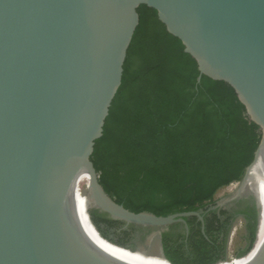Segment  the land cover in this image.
<instances>
[{
    "label": "water",
    "instance_id": "1",
    "mask_svg": "<svg viewBox=\"0 0 264 264\" xmlns=\"http://www.w3.org/2000/svg\"><path fill=\"white\" fill-rule=\"evenodd\" d=\"M141 3L196 59L197 84L204 74L229 83L260 127L254 159L235 181L252 169L248 190L228 200L215 193L213 202L256 207L247 264H264V161L252 166L264 147V0H0V264H171L163 233L181 224L188 234L190 216L203 221L200 211L126 208L91 159ZM93 211L132 238H105Z\"/></svg>",
    "mask_w": 264,
    "mask_h": 264
},
{
    "label": "trees",
    "instance_id": "2",
    "mask_svg": "<svg viewBox=\"0 0 264 264\" xmlns=\"http://www.w3.org/2000/svg\"><path fill=\"white\" fill-rule=\"evenodd\" d=\"M137 11L140 21L122 84L91 159L105 190L134 212L199 211L214 203L220 188L243 179L261 130L229 83L204 74L197 84L196 59L167 30L156 8L141 3ZM236 212H256V207ZM93 219L112 242V234L132 238L127 230L118 231L120 221L97 211ZM207 229H191L187 241L185 234L164 232L171 264L225 262L229 231L221 240ZM249 230L250 245L239 251L237 262L252 248L256 226Z\"/></svg>",
    "mask_w": 264,
    "mask_h": 264
},
{
    "label": "flooded vegetation",
    "instance_id": "3",
    "mask_svg": "<svg viewBox=\"0 0 264 264\" xmlns=\"http://www.w3.org/2000/svg\"><path fill=\"white\" fill-rule=\"evenodd\" d=\"M215 210L216 212H210ZM200 214L203 216V221L199 219L197 216H190L187 217V222L189 225V232L187 234L184 231V228L181 224H176L171 226L169 230L165 232H175L185 234L187 241V237L192 233L191 229H198L201 232L205 233L207 227L213 229V233L219 235V238L222 240L225 238V234L230 230L237 219H240L245 225L246 228L249 230L252 226H256L257 223V212H232V210H227L223 208L219 203L210 204L209 206L200 209ZM221 211H228V212H221ZM177 213V212H175ZM173 214V213H172ZM191 225H190V224ZM250 232V230H249ZM252 232H250L249 238H251ZM248 246L250 245V239L247 240ZM246 246V247H248ZM239 258V257H238ZM238 261V259H237ZM226 264V262H224Z\"/></svg>",
    "mask_w": 264,
    "mask_h": 264
},
{
    "label": "rangeland",
    "instance_id": "4",
    "mask_svg": "<svg viewBox=\"0 0 264 264\" xmlns=\"http://www.w3.org/2000/svg\"><path fill=\"white\" fill-rule=\"evenodd\" d=\"M242 183L233 182L231 185L221 188L217 191L218 200H228L236 198H240L247 190L241 189ZM250 232L246 228V225L239 219L235 224H233L230 234L228 237L227 243V255H226V264H243L245 262H237L238 256L237 254L243 248L248 246L247 240L249 238ZM251 250L248 252L250 253ZM247 256V254H246Z\"/></svg>",
    "mask_w": 264,
    "mask_h": 264
},
{
    "label": "bare ground",
    "instance_id": "5",
    "mask_svg": "<svg viewBox=\"0 0 264 264\" xmlns=\"http://www.w3.org/2000/svg\"><path fill=\"white\" fill-rule=\"evenodd\" d=\"M263 161H264V147L261 146L260 149H259V151H258V153H257L255 162H254V164L252 166L258 165V164L262 163ZM249 173H252V169H250L248 171L247 176H246V179H245V181L241 185V189L242 190H245L249 186V183H250V180H251V177H252V175H249ZM88 174H89V172H88ZM89 176H90V174H89ZM262 240H263V243H264V237L262 238ZM250 253H252V251ZM246 260H247V258L244 260V262ZM243 264H247V263H243Z\"/></svg>",
    "mask_w": 264,
    "mask_h": 264
}]
</instances>
